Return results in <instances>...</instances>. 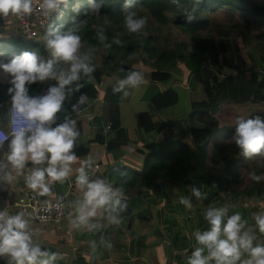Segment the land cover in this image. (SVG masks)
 Here are the masks:
<instances>
[{
  "label": "trees",
  "instance_id": "16d2710c",
  "mask_svg": "<svg viewBox=\"0 0 264 264\" xmlns=\"http://www.w3.org/2000/svg\"><path fill=\"white\" fill-rule=\"evenodd\" d=\"M103 2L101 15L88 17L79 33L81 44L90 53L100 55L99 62L94 64L91 80L81 75L79 83L82 87L68 96L64 103L65 111L74 114L72 106L77 104L80 95L87 96L90 88L101 84L104 76L125 78L129 71H138L143 78L147 76L148 86L142 100L150 101L156 110L173 108L181 92L179 86H169L171 79L181 77L174 70L175 65L186 70L185 82L189 81L193 88L199 87L204 95L201 99H192L187 111L189 134L195 150L182 140L151 143L139 170L120 165L110 172L109 183L114 187L123 185L126 201L133 193L143 194L146 190L159 197H167L168 192L172 191L171 186L184 187L188 191L193 184L199 187L202 194L210 188V195L201 199L203 206L210 203L212 198L220 199L217 206H229V209L239 203L251 206L263 199L264 159L262 166L252 172L262 177L260 182L252 180L241 190L230 187L239 181V170L246 167L249 159L240 154L234 143L231 149L225 146L222 139L231 138V135L224 132L226 127H222L216 113L224 104L264 107V50H258V44L252 41L251 36L255 19H264V4L259 0H202L194 13L195 19L189 23L184 16L192 14V0H180L182 7H177L172 0H137L132 11L138 17H146L147 24L140 33H128L123 27L124 0ZM76 3L77 0H69L64 19L56 21L57 24L65 21L63 25L67 28L85 19L72 12ZM79 3L86 6L87 0H79ZM218 11L223 12L224 16L219 17ZM167 28L176 29L179 33L173 36L163 30ZM99 30L107 37L104 43L98 40ZM45 31L46 27L42 31L43 36ZM117 38L121 45L113 42ZM10 41L16 42L15 46L22 44L21 52L35 50L42 58H51L44 41H32L16 34L14 37L0 36V49L6 51V61L15 55V46H10ZM105 44L111 47H105ZM92 49L95 51L92 52ZM120 68L124 71H119ZM50 83L55 82L32 85L30 94L41 93ZM9 86L6 81L0 80V108L11 106L7 94ZM85 106L86 102L79 105L78 111ZM104 113L105 124L110 122V130L115 133L112 140L106 141L107 148L131 142L135 137L142 138L162 127L150 111L138 113L134 129L122 127L118 101L108 102ZM257 114L252 113L250 118ZM94 142L102 144L105 137L99 134L88 143L77 141L74 148L76 156L86 157L89 145ZM3 143L7 144L9 140ZM5 195L0 187V197ZM159 203L154 200L153 206L157 207ZM131 212L130 205H127L120 218L125 215L131 217ZM112 236L113 240L118 238L117 233ZM40 246L52 251L50 245ZM0 264H9V258L0 257ZM54 264L59 262L55 261Z\"/></svg>",
  "mask_w": 264,
  "mask_h": 264
},
{
  "label": "clouds",
  "instance_id": "9594fccd",
  "mask_svg": "<svg viewBox=\"0 0 264 264\" xmlns=\"http://www.w3.org/2000/svg\"><path fill=\"white\" fill-rule=\"evenodd\" d=\"M137 0H124L123 27L128 33H140L147 24L146 17H138L135 11ZM177 7H182L180 0H172ZM202 0H192V14H185L187 22L195 19L194 13ZM34 0H0V18L7 23L10 16L21 18L40 14L48 18L44 35V46L50 59H44L38 52L23 51L6 62L0 61V74L10 85L7 94L11 100L9 123L10 140L6 162L0 161V184L11 185L14 174H22L28 162L34 167L25 176L27 187L41 196L51 191L55 182L64 183L75 173V186L80 197L71 202L73 211L69 213V225L73 229L87 228L90 232H99L102 221L110 225H120V213L127 208L123 185L114 187L101 178H93L89 169L91 159L80 161L78 168H73L78 157L74 152L80 135L77 121L67 114L64 103L73 92L80 91L81 75L92 79L95 66L91 63L92 55L81 53V26L90 16H100L103 0H87L81 5L79 0L73 5L75 16L85 19L65 28L57 24L65 14L69 0H39L37 8ZM100 43L107 37L102 30L97 32ZM121 45L117 38L113 41ZM105 47H111L105 44ZM92 52L95 49L91 50ZM119 71H124L120 68ZM45 81H54L41 93L30 94L31 86ZM143 83V76L138 71H129L127 76L116 82L114 92H123L126 88H138ZM125 94H127L125 92ZM87 96L81 94L72 112L78 113L79 105L86 102ZM58 114H63L60 119ZM4 139H8L7 136ZM240 154L246 158H264V116L251 118L237 117L235 133L230 138ZM229 141H226L228 143ZM250 179L260 182L262 177L250 173ZM126 183V181H125ZM192 197L197 200L206 198L195 184L191 187ZM192 197H181L180 203L186 208L192 207ZM207 228L193 231L197 246L187 259V264H264V243H256L254 228L242 218L241 213L229 215V206L208 207L203 213ZM255 228L264 234V211L253 213ZM101 241L107 247L110 243ZM93 240L91 248L96 250ZM7 256L9 264H54L62 259L63 254L42 247L33 240L30 231V219L23 212L12 214L9 207L0 210V257Z\"/></svg>",
  "mask_w": 264,
  "mask_h": 264
},
{
  "label": "crops",
  "instance_id": "0c3cea01",
  "mask_svg": "<svg viewBox=\"0 0 264 264\" xmlns=\"http://www.w3.org/2000/svg\"><path fill=\"white\" fill-rule=\"evenodd\" d=\"M18 26L19 24L16 22L15 16H10L7 20V23L3 18H0V36L14 37L17 32H19ZM120 79L123 78H120L115 75L104 76L101 84H99L97 87L92 86L90 88L89 93L87 95L86 106L82 110L78 111V113L71 114L72 117L77 121L76 126L77 130L80 133L77 141L88 143L91 142L99 134H102L105 137L104 143L101 144L94 142L89 145V153L86 157L77 156L78 159L76 162H74L73 168L75 169V167H78V162H80L81 160L91 159L94 162L93 165L98 164L99 168L95 171L89 170V174L93 178H101L107 182H109L110 172L122 164L133 169L139 170L143 165L147 153L150 151V146L148 145L151 143L156 144L157 142H165L168 140H182L186 142L191 149L195 150L193 140L189 134L190 124L187 117V111L189 103L192 100L190 95L196 93L201 95L202 92L199 87L193 88L194 86H192L189 81L185 82V75L177 77L175 79H171L169 86H179L181 89L179 101L173 108L167 107L165 109L156 110L150 101L142 100L141 98L148 86L147 76H144L143 83L138 88H126L123 92H114L113 90L111 91L110 87H114L116 85V82ZM125 92L127 94H125ZM109 93L114 99L111 101L119 102L120 124L122 127L128 128L130 130L134 129L137 125L138 113L142 111H150L153 113L154 120L162 124L160 130H152L146 135H144L142 138L135 137V140L131 142L119 143L118 146L107 148L106 141L112 140L113 137H115V133L110 130V128L108 131H104L105 122L103 116L105 114V105L110 102V100H107V94L109 95ZM66 113L69 114L67 111ZM58 115L62 120L63 114ZM0 125H2L3 127L6 126L5 119L0 120ZM132 137L134 139L133 135ZM7 154L8 143H0V161H5L7 158ZM29 165L33 164L31 162H28L26 164L24 168L25 175L14 174V179L11 185L0 184L1 189L4 190V192L6 193L5 196L0 197V210H2L6 206L9 207L8 202L10 197L12 199L20 198L23 195L27 187L25 183V176L31 170ZM33 166L36 167L35 165ZM64 183L66 185V188L70 191L72 189L73 191L77 189L75 186V177L71 178V181L68 178ZM60 185L61 184L59 182L53 183L51 185V191L48 196L58 197L61 195H66L67 201L68 195L66 192H63L62 187ZM171 187L172 191L168 192L167 197H159L158 195L153 194L149 190H146L143 194L133 193L129 196L128 200L126 201L127 205H130V208L132 210L131 217H129V215H125L121 217L120 220L125 219V217L128 216L127 225H129L128 228L130 229L129 237H135L137 241L136 243L140 245V248H137V250L135 251V256L129 259L133 261V263L131 264H145V262H137L139 260L143 261V258L141 256L146 257V264H149L150 262V264L154 263L153 256L150 251L152 249H148L149 247L146 246V244L150 240L155 239V235H158L160 239L163 238L162 240H160V242L165 245L163 246V249H161V246H156L158 251L161 253V257H158L159 264H187V259L185 256H183V252H185V249H188V247H190L191 245L193 246L192 243L189 246L190 243L187 242L190 240L188 239L189 232L185 233V237L187 239H180V236H182L183 234L173 233V236L171 237L174 241L172 247L176 248H174L175 251L173 252L174 257L171 259L169 242L167 241V238H164L167 237V234L163 235V230H169L170 227L174 226L173 220L175 219L174 216L177 215V210H182L184 208V206L182 207V204L180 205V198L185 195L192 196V186H190V189L188 191H185L184 187ZM57 189L61 190V192L57 191ZM75 193L78 195L79 198V196L81 195L80 192ZM175 195L179 196L177 205H174V203H176V200L174 198ZM154 200L160 202L157 207L153 206ZM200 202H202L201 199L197 200L195 197H193L192 203L194 205H192V207L196 206V210L201 211V215L199 217L200 224H196V226L199 227V229L201 228L203 230L207 228V223L204 220L202 211L207 208V205L199 206ZM254 205L257 206L256 208L259 212L263 211L264 198L260 199L257 202H254L251 206L242 203V208L239 212L241 213L243 219L248 221L249 226H255V221L253 217L250 216V213L249 211H247V209L249 208V210H253L251 209V207L254 208ZM215 207H217V204ZM235 208H237V206L233 207L232 210H235ZM9 211L12 214L18 213L16 209H11L10 207ZM233 213H235V211L231 214ZM188 218L190 219V212L188 213ZM134 219L136 220V222L134 221ZM161 221H163L164 223H162ZM45 229L46 230H42L46 232H43V234L41 235V239L34 237L33 240H35V243H38L39 245L52 246V251L54 252H64L65 257L67 258V262H69L66 264H72L76 262L77 255L67 253L66 250H56L54 244H64L69 251L72 249H79V254L84 253L87 257H85L84 261L83 259L81 261H78V264H101L105 259L111 262H115L117 264H127L124 263V260L120 259L121 257H116V255L110 252L109 250V254H105V252H101L99 249H97L98 251H96V253L99 257H96V259H94V256L92 255L93 250H91V246L83 240V238H86L87 235H89L88 232L90 231L87 228L85 229V231L81 230L82 233H80V229L70 228V230L66 232V234H64L62 238H60L57 242L54 243L51 242V236H49L52 234V230L49 228ZM254 231L257 237V240L255 242L264 243V234H261L259 230L255 227ZM45 233L51 234L46 235ZM73 234L76 235V239L73 238ZM93 235V232H91L89 236ZM109 237L113 239L112 235H110ZM148 237H150V240H147ZM86 243L88 245H86ZM66 244H68L69 246ZM96 244H99L100 246L101 240L100 243ZM84 249H87L88 251H85ZM129 250H132V247H130ZM155 251L157 252V250ZM177 253H179V256L182 254L181 256H183V258L179 260L178 256H176L175 258V254ZM67 254H69V257H67ZM58 261H60V259Z\"/></svg>",
  "mask_w": 264,
  "mask_h": 264
},
{
  "label": "rangeland",
  "instance_id": "374dc122",
  "mask_svg": "<svg viewBox=\"0 0 264 264\" xmlns=\"http://www.w3.org/2000/svg\"><path fill=\"white\" fill-rule=\"evenodd\" d=\"M259 1L264 4V0H259ZM217 13H218L219 17H223L224 16L223 12L218 11ZM53 19L56 22V21H58L60 19L63 20L64 16H62L58 20H56L55 16H54ZM255 20H256V22L252 25V28H251L252 41L254 43L258 44L257 45L258 48H259L258 50H264V36H262V33L264 31V19L263 18H256ZM61 23L64 24L65 21H62ZM18 29H19V32H17V34L19 36H24L22 31L20 30V26H18ZM163 30L165 32L171 33L173 36L176 35V33H179V31H177L176 29H173V28H167V29H163ZM180 37H183V36H180ZM39 39L44 41V36L41 35L39 37ZM15 43L16 42H13V41L9 42L10 46H12V47L15 46ZM22 48H23V45L18 43V45H16L14 47L15 53L14 52L13 53L15 55H18V53L21 52ZM81 53L89 54L90 52L81 44ZM90 54L92 55L91 63L93 65L98 63L99 59H100V55H96V54L94 55L92 53H90ZM244 55H246L245 51H244ZM255 55L257 57V53ZM0 61L6 62V51H4L3 49H0ZM258 64L261 67V63L258 62ZM177 65H179V64H177ZM174 70L177 72V74L179 76L185 75V71L186 70L180 69L179 66L175 65ZM0 80H4L5 81V78L3 77L2 74H0ZM112 88H114V87H110L111 91L113 90ZM43 89H44V87H43ZM202 94L203 93H201V95L196 93V94L190 95V97L192 99H198V98L201 99V98L204 97V95H202ZM107 96H108L107 100H110V101L114 100L111 97L110 93H109V95L107 94ZM252 113H258L257 115L263 116L264 115V107L253 105V104H246V105H244L242 107L241 106H234V105H230V104H224L218 110V112L216 114L218 115V117L221 120L222 127L223 128L226 127L224 129L225 130L224 132L230 134L231 137H232L234 135V133H235V126L234 125H235L236 118L237 117L250 118V115ZM5 116H6V109L0 108V120H2V119L4 120ZM227 127H229V128H227ZM229 140H230V138H226V139L223 138L222 139V141L225 144V146L228 149H231L233 142H231ZM226 141H229V142L226 143ZM263 159L264 158H261V157H254V158L249 159L248 162H247L246 167L239 170V178H238L239 181L237 183L232 184L230 187L233 190H241V189H243V187L249 185L252 182V179H250V175L249 174L252 173L253 170H256V169H258V168H260L262 166ZM4 162H6V160ZM79 165H80V162H78V167H79ZM29 166H30V169L34 168L33 165H29ZM78 167H75V168H78ZM246 170L249 172V174H248V172H246ZM24 172L25 171L23 170V173H22L23 175H25ZM73 177H75V173H73V175L69 177L70 181H71V178H73ZM60 184H61L60 186L62 187L63 192H66L67 195H68V200L65 202V205H64V209L66 210V214L64 215V217H63V219H62V221H61V223L59 225H53L51 227L50 226H41L38 222L30 220V231L32 232L33 238L36 237L38 239H41V235L43 234V232H46V231H42V230H46L45 228H49V229L52 230V234L51 233H47V234L45 233V234L46 235L51 234L49 236H51V242L54 243V242H57L60 238H62L64 236V234H66V232H68L70 230L71 227L69 225V218H70L69 217V213H71L73 211V209L71 207V202L75 201L76 199H78V195L75 192L78 193L79 190L75 189L74 190L75 192H74L73 189H72L70 191V190H68L66 188L65 183H60ZM57 191L61 192V190H59V189H57ZM203 192L205 193V195H210V188H207ZM178 197H179L178 195L174 196V198L176 200V203H174V205H177ZM183 197H192V196L185 195ZM192 200H193V197H192ZM219 200L220 199L212 198L210 203L207 204V208L208 207H215L217 202H219ZM202 203L203 202H200L199 206L202 205ZM180 205H181V203H180ZM192 205H194V204L192 203ZM183 206L184 205H182V207ZM195 207H191L190 209H188V208H186L184 206V208L182 210H177V213H176L177 215L174 216L175 219L173 220V225L174 226L170 227L169 230H167V229L163 230V232H164L163 235L167 234V237H164V238H167V241L169 242L170 252H171V259L174 257L173 256V252L175 251L174 248H176V247H172L173 243H174V241L171 238L173 236V233L183 234L182 236H180V239L181 238L187 239L185 237V233L189 232L188 239H190V240L187 241V242L190 243L189 246L191 245V243L193 244V246L191 245L190 247H188V249H185V252H183L184 253L183 256H185L186 259H188V257L191 255V252L196 247V241H195L194 237L192 236V233H193L194 229H198L199 228V227L196 226V224H200L199 223V217L201 215V211H197ZM217 207H221V205L217 206ZM237 207L238 208H235V210L229 209V214H231L234 211L235 212H240V209L242 208V203L238 204ZM256 207L257 206L254 205V208L251 207V209H253V210H249V208L247 209V211H249V213H250V216H252L253 213L259 212ZM207 208H205V209H207ZM205 209L202 211V215H203ZM263 211H264V209H263ZM189 212H190V219L188 218V213ZM134 221L136 222L135 219H134ZM249 221H250V219H249ZM161 222L164 223L163 221H161ZM102 223H103V228L99 232H97V234H96V232H93L94 235L93 236H89L91 232H88L89 235H87L86 238H83V240L85 242H87L90 246H91V242L93 240H95L96 243H100V240H101L102 236L104 237V241L106 243H110L111 244L110 248L107 247L106 244L104 242H102V241H101L100 246H99V244H97L96 250L92 252V255L94 256V259H96V257H99L97 255V253H96V251H98L97 249H99L101 252L102 251L105 252V254H109V251L114 253L116 255V257H121L120 259L124 260V263H127V264L133 263V261H131L129 259L131 257L135 256V253H136L135 251L137 250V248L138 249L140 248V245L138 243H136L137 241H136L135 237H132V238L129 237L130 236V233H129L130 229L128 228V225H127L128 216H126L125 219L121 220V224L120 225H110V224L107 223V221H102ZM252 227L254 228L255 226H252ZM79 229H80V233H82L81 230L85 231L86 228L81 227ZM115 233L118 234L117 240H113V239H111V237H109L110 235H113ZM98 237H100V238H98ZM154 237H155V239H153V240H150V237L147 238V240H150V241L146 244V246L149 247L148 249H152L150 251H151V254L153 256V262H154L153 264H159L158 263L159 262L158 261V257H161V253L158 251L156 246H161V249H163V246H165V245H163L160 242V240H162L163 238L160 239L158 237V235H155ZM73 238H75V239L77 238L75 234H73ZM34 242H35V240H34ZM87 243H86V245H88ZM54 245L56 247L55 248L56 250H62V251L66 250L67 253H72V254L77 255L76 256L77 257L76 258V262L77 263L74 262L72 264H78V261H81L82 259L84 261L85 257H87L84 253L79 254V249H72V250L69 251L65 247L64 244H60V245L54 244ZM66 245H68V244H66ZM130 247H132V250H129ZM84 250L88 251L87 249H84ZM155 250H157V252ZM62 254H63V258L60 259V261L57 260L56 262H59V264L69 263V262H67V258L65 257V253L63 252ZM181 255L179 256V253H177V254H175V258H176V256H178V260L182 259L183 256H181ZM67 257H69V254H67ZM141 257L143 258V261L139 260L137 262L138 263L145 262V264H146V262H147L146 261L147 260L146 257L145 256H141ZM101 264H117V263L111 262V261L105 259Z\"/></svg>",
  "mask_w": 264,
  "mask_h": 264
},
{
  "label": "built area",
  "instance_id": "2783aa9c",
  "mask_svg": "<svg viewBox=\"0 0 264 264\" xmlns=\"http://www.w3.org/2000/svg\"><path fill=\"white\" fill-rule=\"evenodd\" d=\"M39 0H34L33 7L37 8ZM16 22L20 26V30L25 37L31 40L39 39L43 36V29L49 23L48 18L38 13L33 14L30 17L21 18L15 16ZM11 106L7 108L5 122L6 126L0 125V143L10 140L11 126L9 123V110ZM110 128V122L105 124L104 131H108ZM7 136L8 139H4ZM99 165H93L89 170H97ZM66 195L58 197H50L48 195L41 196L37 192L26 188L23 195L20 198H9L8 206L11 209H16L18 212H23L27 218L38 222L41 226H53L59 225L66 214L64 205L66 202Z\"/></svg>",
  "mask_w": 264,
  "mask_h": 264
}]
</instances>
